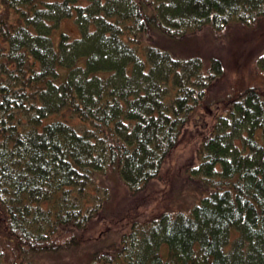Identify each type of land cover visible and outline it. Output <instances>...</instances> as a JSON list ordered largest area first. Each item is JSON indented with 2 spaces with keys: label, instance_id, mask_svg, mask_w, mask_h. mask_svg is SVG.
Masks as SVG:
<instances>
[{
  "label": "trees",
  "instance_id": "1",
  "mask_svg": "<svg viewBox=\"0 0 264 264\" xmlns=\"http://www.w3.org/2000/svg\"><path fill=\"white\" fill-rule=\"evenodd\" d=\"M261 18L264 0H0V264L78 245L77 264H264V85L221 92L222 58L168 49ZM187 133L199 200L88 239L107 181L142 193Z\"/></svg>",
  "mask_w": 264,
  "mask_h": 264
},
{
  "label": "rangeland",
  "instance_id": "2",
  "mask_svg": "<svg viewBox=\"0 0 264 264\" xmlns=\"http://www.w3.org/2000/svg\"><path fill=\"white\" fill-rule=\"evenodd\" d=\"M61 28L71 37L78 33L72 19L63 20ZM169 44L170 51L185 57L197 54L204 59L211 56L222 58L226 76L224 83H221V92H229L230 89H237L244 84L260 87L264 85V78L255 70L254 64L255 58L264 50V18L253 24L231 25L220 32L212 33L210 29L204 28L192 37L188 36ZM186 135L187 138L180 142L172 150L167 161L165 160L157 178L151 181L142 193L131 195L121 181H114V184L111 180L107 181L113 190L110 201L107 208L93 218L94 223L88 239L98 236L101 237L100 241H105L115 235L118 226L119 230L125 229L133 219L151 218L162 210L186 211L199 200L204 191L200 190V185L195 184L188 174L196 143L190 140L188 133ZM89 243L91 242L86 244L91 245ZM82 246L73 247L65 253L45 254L40 262L77 264L79 258H82V253L86 252H83Z\"/></svg>",
  "mask_w": 264,
  "mask_h": 264
}]
</instances>
